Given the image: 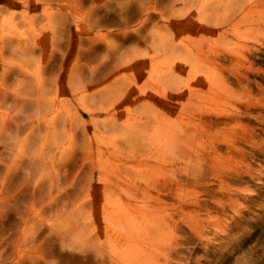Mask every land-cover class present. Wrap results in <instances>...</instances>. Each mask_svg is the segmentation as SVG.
I'll return each instance as SVG.
<instances>
[{
    "label": "rangeland",
    "instance_id": "obj_1",
    "mask_svg": "<svg viewBox=\"0 0 264 264\" xmlns=\"http://www.w3.org/2000/svg\"><path fill=\"white\" fill-rule=\"evenodd\" d=\"M58 1V3H50L51 0H0V8L3 9L0 13V20H3V23L0 22V31L11 32L14 35L18 33L22 36H29L30 39H28V41L32 45L43 44L44 48H34L35 51L32 53V57H43L46 59L47 74L52 68L60 64V60L70 49L67 47L71 45L70 35H66L67 32L70 34L71 32L74 33V43L71 45V53L67 57L64 66L62 65L58 68L64 70V76L66 75V68L70 67L74 70V68H78L79 66H82L85 70L81 77L84 78L88 76V74L91 73L90 66L94 67L98 65L107 57L105 53L107 52L106 48L108 43L121 44L126 42L125 47H131L139 41L137 37L135 38L137 41L133 39L130 41L132 35H129V31L126 27L127 24L124 20L125 18H121V11L123 12L127 9L130 10L140 6V0H107L109 6H97L94 14L96 18L106 13L102 19L105 20L102 21L103 24L101 26L96 25L94 30V33H97V36L101 37H99V40L96 42H90L88 39L83 40L80 46L77 40L81 36L78 34L75 15L78 16L82 14H75L74 11H69L70 7L66 4V2L69 3V1ZM61 1L63 3L59 4ZM241 1L243 0H235L234 4L231 3V6L233 8L237 6L238 8ZM224 2L228 3L227 0H214L212 3H208L207 0H200L193 6L188 5L184 7L185 3L182 0H178L175 8H171L168 4L161 2V10L156 11L153 10V7H155L154 5H156L154 0L147 1L150 6L149 9L151 11H156L149 25V33L153 32V27L159 28V25H168V19L171 17V14H173V12L169 10L170 8L175 11L177 9H185L188 12L193 11L191 14L196 15L198 19L193 21L194 24L192 23L194 28H184L183 31L179 32L185 35V39L188 42L192 44L197 43L199 46H197V49L201 50L200 56H202L203 59L201 62L197 63V66L194 65L196 63H189V67L192 65L197 74L181 72V75H183L184 79L187 81L193 80V83L203 82L202 76H204L205 79L209 76L212 77H209L205 82L207 86H204L200 92L201 99H204V103L201 101L200 97L197 96L199 99L198 104H200L199 107L197 106V108L194 109V113L190 111L192 113L191 115L190 112L187 111V115H194L196 117L191 118V120L193 119L194 122L195 118V123L196 121L198 122L196 124L197 126L192 123L189 125L190 129H196V132H191V135L195 136H186L184 139L182 138L181 141V138L178 137L179 141L176 142L178 144H173V142L169 143V145L158 144L159 148L164 146V148L158 150L159 152L161 150L163 153L156 155L157 158L154 157L155 161L153 160L151 163L147 164L144 161H140L137 162V168L134 170L127 169L126 175L130 181H127L122 189L108 192V197H106V199L99 194L100 198H102L101 200L99 198V201L105 203V209L121 210L125 212L123 216L125 221V232L127 233V228L131 229L136 238L134 246H127L125 243L123 247L125 251L124 262L121 264H264V0H260V2L254 6L252 15L254 12L256 13L253 16L247 17L244 14H239L233 20L234 22L232 21V23L227 25L221 24L216 26L213 24V22L217 20L216 14L228 11L220 7L225 4ZM92 4L93 3H88L82 6L85 14L89 11L90 5ZM163 9L166 10L164 11ZM59 10H63L64 12L61 13ZM63 14H66V16ZM207 14L211 16L214 14V17L210 18V20H205L207 21L206 24H208L205 26L200 20L204 19ZM62 16H64V20ZM239 16L242 17L239 18ZM112 17H116L117 19L113 21V19H111ZM140 17L141 13H139V18ZM139 18H135L130 22L132 28L134 26L138 27ZM262 18L263 21H261ZM235 20H241V22H236ZM125 29L126 31H124ZM226 32L228 33L226 34ZM62 42L63 45H61ZM66 42H68L67 45ZM148 43L149 42L142 41L136 46L135 51L142 52L151 62L153 50L146 52ZM90 52L96 54V56L92 58L91 56H87ZM15 56L16 54L11 53L8 57L6 56V58H14ZM3 61L5 62V60ZM121 62L122 60L118 65H121ZM2 64L3 62L1 60L0 70ZM35 64L36 62L32 65L34 66ZM137 68V64H132L130 70L124 71H128L129 74H131V71H135ZM237 68L243 71H239ZM231 69L234 70L231 71ZM99 71L100 68L97 69V72ZM215 75L218 77L216 82L219 83H217L218 86L216 84L214 86L216 90L213 89L210 83L211 80L215 79ZM113 77L114 76L109 77V74L97 76L94 80L96 88L102 89L104 85L111 84L114 79ZM223 78L226 80H223ZM141 82H143V80ZM70 83V80L65 83L63 87L65 93L67 91L70 93V89L67 87ZM227 83L229 85H225ZM242 83L247 86L242 85ZM239 86L241 88H239ZM54 88L53 91L55 90ZM220 88L224 90L222 91ZM208 90H212V95H210ZM217 90H221L228 95L225 98L227 102L221 97L224 93H220ZM243 91H246L248 94ZM158 94L159 92H157V95H153L152 98L149 96L144 98L145 103H150L147 108L152 110L151 106L153 105L157 108H163V110L170 109V112L176 115L179 111L177 107L181 106L178 103L177 96L175 95L173 99L176 106L174 105L171 107L164 101V96ZM187 95H189V93H187ZM140 101L135 105L136 108L134 109H136V111L132 106L134 113L139 114L138 112L143 109L142 107L144 106H140ZM88 102L89 104L93 103L90 101ZM233 103L235 106L232 105ZM78 105L80 113L78 109L74 111L75 113L73 112L71 117L72 123L69 124V127H73V136L76 143L79 142L75 148H77L78 152H81L82 150H79L77 146H81L80 148L84 149L85 142L83 140L87 142L88 134L95 135L100 132L95 131L96 124L90 121L91 114L88 108L82 104ZM221 106L225 107H223V111ZM236 106L237 108H235ZM126 107L127 104L126 106H122V113H119L121 120L126 119L128 115ZM137 107L139 108L138 110ZM213 107L216 112L211 113V111H215ZM18 109L19 106L12 101H9V103L2 107L0 106V112L4 114V118L8 122L17 115ZM152 111L155 110L153 109ZM219 112L220 115L221 112L223 114L220 116L218 114ZM215 113L217 114L215 115ZM209 114L212 119H214L215 116L217 120L216 118L212 120L210 117H207ZM198 116H200L199 120ZM203 116H206L207 119ZM223 117H226V119L224 120ZM106 118H108V114L105 112L101 113L99 117L101 125L103 123L102 121L106 120ZM217 122L219 125H217ZM242 122L245 123L244 125H247L243 126ZM211 124L213 126H211ZM192 125L195 127H192ZM203 126L204 128H202ZM214 126H216L215 129ZM219 127L220 129H218ZM99 130L102 131V129ZM16 131L17 132L13 135L22 139L30 130L23 128ZM79 132H83L81 133L83 136ZM207 135L213 138L210 139ZM218 136L219 139L217 138ZM187 137L190 139H186ZM199 137L201 140H206L199 141ZM49 139H51V136H49ZM191 139L196 140L193 142ZM122 141L121 139L120 142ZM210 142L216 143L215 147H213L214 144H210ZM226 145L227 147H224ZM176 146L177 148H174ZM220 146L221 149L223 147L227 150L222 149L223 151H221L218 149ZM17 147L12 149L9 145H5L3 149L4 153H2L3 162L1 163L3 172L0 173V177L4 176L7 177V179L5 180L6 184L3 186L0 185V264H102V262H104V257L106 258V263L103 264H114L116 260L111 258L108 250L104 252L102 249L97 248L96 251V248L92 247L94 246V244L92 245L93 241L102 240L99 229L103 228L104 223L107 224V227L111 228L114 224L112 221L108 220V212H102L100 209L99 213L93 216L92 210L94 207L90 204L86 205L84 209L89 212L86 216H88L90 221L85 224V229L80 232L78 226L79 222L77 223L75 221V215L70 216L69 206H67L69 210L61 217L55 212L57 209L56 206L48 207L46 212L43 209L42 214L44 215L41 219H38V217L34 215V212L37 213L38 209L46 205L45 202H37L35 204H31L30 200L23 203L19 202L18 204L22 207L21 212L15 209V202L20 194L19 188L22 187L23 183L21 182L15 186L14 176H8L5 169L14 157V151ZM38 147L39 143L35 144L34 149ZM173 148L176 150L174 151ZM168 150L172 153H167ZM240 151H242L246 157ZM80 152L79 154L81 155ZM173 152H175L176 156H178V154L179 156L175 157ZM75 154V151H69L63 159H67L71 166L74 163ZM235 154L237 155L236 157ZM196 155L199 157L197 158ZM217 155H221V164L219 160L214 159V156ZM231 156L234 160L230 159L232 158ZM243 156L245 158H243ZM183 157L186 158V160ZM165 158L168 159L166 160ZM228 158L231 163L227 160ZM243 159L244 161H242ZM189 160H192V162ZM215 160L216 163L219 162L218 168L214 166ZM235 160L237 162H235ZM239 160H241L242 163L239 162ZM233 161L236 164L233 163ZM82 163L84 165V160L80 156L78 168H76L77 171H81V175H78L81 179L86 178L87 171V165L83 166ZM226 164H230V167L236 168H234L233 171L229 165L225 166ZM231 164L234 165L231 166ZM188 165L189 168L187 167ZM211 166H214L213 169ZM223 166H225L224 169ZM244 166H246V168ZM247 166L250 167L248 168ZM219 167L221 168L219 169ZM228 168H230L229 171L227 170ZM217 169L221 173L217 171ZM186 170H189L188 174ZM224 171L226 173H224ZM96 174H98V172H96ZM220 174H227L228 176L222 175V178ZM239 175L242 176L239 177ZM150 176H157V178H161L163 181L169 179L170 182H174L171 185L172 187L170 186L171 188L167 186L164 187V190L161 188L160 191L157 188H146V177ZM46 177H48V175L43 176V178ZM186 179L187 181H185ZM207 179L209 181H207ZM68 184V181L63 182L62 186L70 188ZM97 184L99 188L100 184L98 182ZM232 184L235 187L232 186ZM84 187H87V185ZM85 192L86 190L84 193ZM227 195H231L232 198L230 197L231 199H228L229 196ZM197 199L198 201H195ZM219 199L221 200L219 201ZM227 199L231 203L227 202ZM238 199L239 201H237ZM88 203H90V201ZM62 206L60 208H62ZM185 212L187 213L184 214ZM199 212L200 214H198ZM12 214L13 216L11 217ZM10 218L12 219L9 221ZM207 218H209L208 221ZM213 218L216 221H214ZM75 229H77V231H75ZM91 235L93 237L92 239L90 238ZM88 240H92V242L87 245L89 247L85 248L82 242L88 243Z\"/></svg>",
    "mask_w": 264,
    "mask_h": 264
},
{
    "label": "bare ground",
    "instance_id": "obj_2",
    "mask_svg": "<svg viewBox=\"0 0 264 264\" xmlns=\"http://www.w3.org/2000/svg\"><path fill=\"white\" fill-rule=\"evenodd\" d=\"M67 1H69V3L66 2V4L70 7L69 11H72V12L74 11L75 14H82L78 16L75 15V20H77L76 24L78 28V34L81 36L77 40L79 46L83 40L88 39L90 40V42H96L97 40H99V37L101 36H97V33H94V30L96 28V25L101 26L103 24L102 21H105V20H102V19H103V16L106 15V13L102 14L101 16L97 18L95 17L94 14H95L97 6H100V5L109 6V3H107L108 1L107 0H67ZM147 1L148 0L146 1L140 0V3H139L140 6H137L134 9H130V10L127 9L123 12L121 11V15H122L121 18H125L124 20H125V23L127 24L126 27H127V30L129 31V35L130 34L132 35L130 41L132 39L135 41H137L138 39L139 41H137L135 45L132 44L133 46L131 47H125L126 42L121 43V44L108 43V46L106 48L107 52L105 53L107 57H105V59H103L101 63H99L98 65H95L94 67L89 65L91 73L88 74V76H85L84 78L81 77V75L85 71L82 66H79L78 68H74V70L70 67L66 68L65 76H64V70L58 69L62 65L64 66V63L67 57L71 53V48H72L71 45L74 43L73 42L74 33L71 32L72 35L69 32L66 33V35L68 36L70 35L71 45L67 46L70 49L68 50L67 54H65L64 57L60 60V64L57 67H54L52 69L50 68L51 70L47 74L46 73L47 72L46 59H44L43 57H39V58L32 57V53L35 51L34 48L35 47L44 48L43 44L32 45L28 41V39H30L29 36H22L21 34H18V33L14 35L11 32L0 31V61L2 60L3 62L2 68L0 70V106L1 107L4 106L5 104L9 103V101H12L19 106L17 115L13 117L11 121L9 122L6 121V119L4 118V114L0 112V173L3 172V166L1 162H3L2 153H4V150H3L4 146L9 145L10 148L12 149H15L18 146L17 149L14 151L15 153L14 157L11 159L10 163H8L7 168L5 169V172L6 174H8V176L10 175H12V177L14 176L15 186L21 182L23 183L22 187L19 188L20 194L15 202L16 203L15 209L21 212L22 207L18 204L19 202L23 203L29 200L31 201V204L32 203L35 204L37 202L39 203L45 202L46 205H43L40 209H38L37 213L34 212V215L37 216L38 219H41L43 217L44 215L42 214L43 209L46 212L48 207L56 206L57 209L55 210V212H57V214L60 217L64 215L67 210L70 209V216L75 215L76 216L75 221L77 223L79 222L78 226H79L80 232H82L85 229V224L88 221H90L88 216H86L89 214V212L84 209L86 205L90 204L94 207V209L92 210L93 216L99 213L100 209L102 210V212H108L109 213L107 217L108 220L114 223L112 228L107 227V224L104 223L103 228L99 229V234L102 240L95 241V242L94 241L92 242V240L91 241L88 240L89 241L88 243L82 242V244L85 246V248H87L89 247L87 245L91 244L92 242V245L94 244V246L92 247L96 248L95 249L96 251H97V248L102 249V251L104 252L108 250L109 254L111 255V258L116 260L114 264H121L124 262L125 251L123 247L125 243L127 244V246H134L136 243V238L133 235L131 229L127 228V233L125 232V221L123 219L125 212L121 210L105 209L104 208L105 203H101V201H99V198H100L99 194L104 196L106 199V197H108V192L122 189L124 187V184H126L127 181L128 182L130 181V179L126 175L127 169L134 170L135 168H137V162H140V161H144L147 164L151 163L153 162V160L155 161L154 157H156V155H160L161 153H163L161 152V150L160 152L158 150L164 148V146L162 148L161 147L159 148L158 144L169 145V143H172V142L173 144L174 143L178 144L176 143L179 141L178 137L181 138L180 139L181 141L182 138L184 139V137L190 136L191 132H196V129H190L189 127L191 123L197 126L196 124L198 122L196 121L195 123L196 117L194 115L192 116L187 115V111L189 112L192 111L194 113V109L197 108V106L199 107L200 104H198L199 99L197 96H199L201 99L200 92L202 91V88L204 86H207L205 82L209 79V77H212V76H209V77H206L205 79L204 76H202L203 82L193 83L194 82L193 80L187 81L184 79L183 75H181V72L188 73V74H197L195 72L196 70L194 71V68L192 65L191 67H189L190 65L189 63H196L194 65L197 66V63L201 62V60L203 59V57L200 56L201 50L197 49V46H198L197 43L192 44L191 42H188L185 39V35L179 32V31H183L184 28H189V27L190 29L194 28L192 26L194 24L193 21L195 19L196 20L198 19L196 15L191 14V12L193 11L188 12L185 9H177L175 11L174 9H171V8H175L178 0H162V1L154 0L155 4L159 6L154 5L155 7H153V10H156V11L161 10L160 4L161 2H163L165 4H168L169 7H171L169 10H171L173 14H171V17H169L168 19L169 23L167 26L159 25V28L153 27L154 29L152 30L153 32L149 33L148 32L150 31L149 25L152 21L153 14L156 13V11H153V10L151 11L149 9L150 6L148 5ZM182 1L185 3L184 5L185 7L188 5L193 6L195 3H198L200 0H182ZM207 1L208 3H212V1L214 0H207ZM234 1L235 0H227L228 3L224 2L225 4L220 6L228 11H225L220 14L219 13L216 14L217 20L213 22L214 25L218 26L221 24L227 25L229 23H232V21L239 14H242V15L244 14L247 17L251 16L253 13L254 6H256L258 2H260V0H257V1L243 0L239 3L238 8L237 6L233 8L231 6V3L234 4ZM54 2L58 3L59 1L51 0L50 3H54ZM61 3L63 2L61 1L59 4ZM88 3H93V4L90 5L91 7L89 11L85 14L82 6ZM2 11L3 9L0 8V13ZM59 12L63 13L64 11L59 10ZM139 13H141L140 18H139ZM255 13L256 12H254V14ZM66 14H63V15L66 16ZM64 16H62L63 20H64ZM213 17H214V14L212 16L207 14L206 17L204 19H201L200 21L205 26H207L208 24H206L207 21L205 20H210V18H213ZM241 17L242 16H239V18ZM135 18H139V24H138V27L134 26L132 28V24L130 22L134 20ZM111 19L115 21L117 18L112 17ZM261 21H263V18L261 19ZM0 22L3 23V20H0ZM236 22H241V20L240 21L238 20ZM124 31H126V29ZM227 33L228 32H226V34ZM136 37L137 39H135ZM142 41L149 42L146 48V52L153 50L151 62L149 58L143 55L142 52L135 51L136 46L139 45ZM67 44L68 42H66V45ZM61 45H63V42ZM78 51H79V48H78ZM11 53L16 54V56L14 58H6V56L8 57L9 54ZM223 53H226V52H223ZM201 55H202V52H201ZM87 56H91L92 58L96 56V54L90 52L89 54H87ZM3 60H5V62ZM121 60H122L121 65H118ZM35 62L36 64L33 66L32 64ZM132 64L138 65V68L135 71H131V74H129L128 71H124V70H130ZM98 68H100L99 72H97ZM237 69L239 70V68ZM233 70L234 69H231V71ZM106 74H109V77L114 76L112 83L104 85L102 89L96 88L95 83H94L95 78L97 76H102ZM224 79L225 78H223V80ZM69 80L71 83L67 87L70 89V93L68 91L65 93V91L63 90V87L67 81L69 82ZM142 80L143 82H141ZM217 80H218V77L217 75H215V79L210 81V83L212 84L211 86L213 87L214 90H216V87L214 88L215 84L217 86L219 84L218 82H216ZM225 85H229V84L227 83ZM242 85H245V84L242 83ZM211 86L210 88L212 89ZM53 88L55 89L54 91H53ZM239 88L241 87L239 86ZM221 90L219 91L217 90V91L221 93L224 89L222 91ZM211 91H209L210 95H212ZM157 92H159L158 95L164 96V101L171 107L174 105L176 106V103L173 99L175 98V95L177 96L178 103L181 106L177 107L179 111L176 115L175 114L173 115V113L170 112L171 111L170 109L163 110V108L162 109L157 108V107H154L153 105L151 107H152V110L154 109L155 111H152L150 110V108H147L150 105V103L148 102L145 103L144 98L146 96H149L152 98L153 95H157ZM243 92H246V91H243ZM187 93H189V95H187ZM222 93H224V95L223 96L221 95V97L225 99L228 95L225 92H222ZM246 94L248 93L246 92ZM140 100H143V101H140ZM203 100L201 99V101ZM88 101L93 102V103L89 104ZM138 101L141 102L140 106L141 105L144 106L142 107L143 109L142 110L140 109L141 111L138 112L139 114L134 113L132 110V106H133V109L136 108L135 105L138 104ZM224 101H226V99ZM244 101H247V100H244ZM78 104H82L88 108L91 114L90 121L93 124H96L95 131L100 132L95 135L88 134V138L83 137V138H87V142L83 140L85 142L84 149L80 148L81 146H77L79 147L78 148L79 150H82L81 152L79 151L81 155L79 154L77 148H75V146L79 142L76 143L75 141V138L73 136L74 131L72 132L73 127H69V124L72 123L71 117L73 115V112L77 109L79 110ZM126 104H127L126 110L128 112V115L126 119L121 120V118L119 117V113L120 114L122 113V109H123L122 106L124 105L126 106ZM232 105H234V103ZM138 107H137V110L139 109ZM218 107L220 108L219 105ZM223 107L221 106L222 111H223ZM235 108H237V106ZM134 110L136 111V109ZM78 112L80 113V110ZM103 112L108 114V118H106V120H103L102 121L103 123L101 125L100 123L101 121L99 117L101 113ZM212 112H216V110L211 111V113ZM229 112H232V111H229ZM191 114L192 113L190 112V115ZM216 114L217 113H215V115ZM218 114L220 115V112ZM222 114L223 113L221 112V115ZM200 116H198V120ZM193 117H195L194 122H193V119L191 120V118ZM203 117H206V116H203ZM207 117H210V114ZM215 118L216 117L214 116V119ZM210 119L212 118L210 117ZM225 119L226 117L224 118V120ZM244 124L245 123H243V126L247 125V124L246 125ZM194 125H192V127ZM217 125H219L218 122H217ZM211 126L213 125L211 124ZM215 127L216 126H214V129ZM23 128L30 130L24 138L19 139L18 137L13 135L14 133L17 132L16 130H21ZM202 128H204V126ZM99 129H102V131H100ZM218 129H220V127ZM49 136H51V139H49ZM191 136H195V135H191ZM208 136L209 135H207V137ZM193 138H198V137H193ZM208 138L212 139L213 137L212 138L208 137ZM217 138L219 139V136ZM121 139L123 140L122 142H120ZM186 139L189 140L190 138L187 137ZM195 140H193V142ZM203 140H206V139H203ZM203 140L200 139L199 141H203ZM37 143H39V147L37 149H34V146ZM211 143L212 142H210V144ZM215 144L213 147H215ZM221 146L218 149L223 151L225 148L222 147L223 149L222 150ZM224 147H227V145ZM174 148H177V146ZM175 150L176 149H174V151ZM69 151L76 152V154L74 155V158H75L74 163L71 166H70V162L67 159H63L64 156ZM216 151H217V148H216ZM169 152L171 151L168 150L167 153ZM209 152H210V149H209ZM240 152L242 153V151ZM173 153L175 157L179 156V154L178 156H176L175 152ZM242 154L244 155V153ZM205 155H206V152H205ZM80 156L84 160V165L83 163L82 165L83 166L87 165L86 178H83V179H81V177H78L79 174L81 175V171L79 170H78L79 172L77 171V168H78L77 166L79 164ZM220 156L221 155L214 156V159L219 160L221 164L222 160ZM236 156L237 155L235 154V157ZM244 156L243 158L246 157ZM198 157L199 156H197V158ZM165 159L167 160L168 158H165ZM184 159L186 160V158ZM230 159H233V157ZM227 160L230 162L229 158ZM242 161H244V159ZM190 162H192V160ZM235 162L237 161L235 160ZM235 162L233 161V163ZM239 162H241V160H239ZM218 163H216V160H215L214 166L217 168H218ZM227 165H229L230 167V164H226L225 166ZM233 165L234 164H231V166ZM225 166H223V169ZM187 167L189 168V165ZM244 167L246 168V166ZM220 168L221 167H219V169ZM230 168L233 170L236 167L234 168L230 167ZM230 168H228L227 170L229 171ZM186 171H187L186 173L188 174L189 170H186ZM217 171L219 170L217 169ZM225 171L224 173H226ZM96 172H98V174H96ZM174 173H175V170H174ZM227 174H222V175L225 176ZM45 175H48V177L43 178V176ZM222 175L220 174V176L223 178ZM240 176L242 175H239V177ZM6 179L7 177H4V176L0 177V185L3 186L4 184H6V181H5ZM67 181L69 182L68 186H70V188H66V186H62L63 182H67ZM185 181H187V179ZM207 181L209 180L207 179ZM97 182L100 184L99 188L97 186L98 185ZM169 182H170L169 179L167 181H163L161 180V178H157V176H150V177H146L145 186L146 188H157L160 191L161 188L164 190V187H167V186L170 187L174 181L173 182L171 181L172 183L170 182V184ZM9 183L11 184L10 181ZM85 185H87V187H84ZM232 186L234 185L232 184ZM85 190L86 192L84 193ZM196 192H197V189H196ZM227 196H229L228 199L230 197L232 198L231 195H227ZM79 198H80V201H79ZM101 199L102 198H100V200ZM198 199L195 201H198ZM228 199H227V202H229ZM220 200L221 199H219V201ZM89 201L90 203H88ZM237 201H239V199ZM61 206L62 208H60ZM67 206H69V209L67 208ZM186 213L187 212H185L184 214ZM198 214H200V212ZM12 216L13 214L11 215V217ZM11 219L12 218H10L9 221ZM215 219L214 221H216ZM208 220L209 218H207V221ZM75 231H77V229H75ZM90 238L91 239L93 238L92 235L90 236ZM103 261L104 262H102V264L106 263L105 257L103 258Z\"/></svg>",
    "mask_w": 264,
    "mask_h": 264
}]
</instances>
